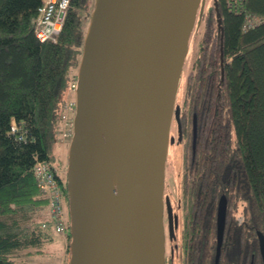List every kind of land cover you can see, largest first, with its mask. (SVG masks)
Wrapping results in <instances>:
<instances>
[{
    "label": "trees",
    "instance_id": "trees-1",
    "mask_svg": "<svg viewBox=\"0 0 264 264\" xmlns=\"http://www.w3.org/2000/svg\"><path fill=\"white\" fill-rule=\"evenodd\" d=\"M217 1L222 40L214 0L211 5L207 0L195 37L198 53L185 106L200 113L204 135L199 140L203 155L210 146L213 191L218 184L232 200V218L243 224L237 230L233 227L229 253L221 254L219 264H264L257 233H264V0ZM42 3L0 0V264H25L14 251L43 254L45 245L55 240L47 213L39 215L48 202L41 195L35 167L40 162L55 166L51 152L70 79L81 59L90 0H71L61 32L46 41L34 32ZM221 45L227 63L217 97ZM201 82L207 85L200 91ZM216 99L218 113L208 136L205 118ZM13 121L21 125L20 132H12ZM57 178L68 196L62 177ZM241 201L243 208L236 205ZM201 256L192 254L193 264H201ZM202 264H207L206 258ZM209 264H216L214 254Z\"/></svg>",
    "mask_w": 264,
    "mask_h": 264
},
{
    "label": "water",
    "instance_id": "water-1",
    "mask_svg": "<svg viewBox=\"0 0 264 264\" xmlns=\"http://www.w3.org/2000/svg\"><path fill=\"white\" fill-rule=\"evenodd\" d=\"M206 2L94 0L77 69L68 148V264H166L171 127L175 116L181 131L177 97ZM214 5L220 33L222 13L217 0ZM226 214L223 195L217 262ZM257 233L264 263V233Z\"/></svg>",
    "mask_w": 264,
    "mask_h": 264
},
{
    "label": "flooded vegetation",
    "instance_id": "flooded-vegetation-1",
    "mask_svg": "<svg viewBox=\"0 0 264 264\" xmlns=\"http://www.w3.org/2000/svg\"><path fill=\"white\" fill-rule=\"evenodd\" d=\"M217 35L222 40V31ZM223 45H221L222 48ZM189 55V54H188ZM224 56V66L226 60ZM188 59V58H187ZM186 59V62H187ZM185 62L177 102H180V122L174 116L171 127V136L174 140L170 142L166 166V186L164 203V224L166 233V264H193L192 254H202V263L206 258L207 264L212 260L214 254H218V227H219V206L221 197H227V214L224 226L223 241L220 247V254H228L229 237L233 227L237 230L242 226V221L232 218V200L226 193H222L220 187L214 186L213 191V166L210 146L206 145L207 154L203 155V146L199 140L200 134V113L197 110H190L186 99L190 98L189 82L192 71H194L195 60L191 58ZM220 72L222 70V49L219 55ZM208 76L205 75V78ZM221 82L218 80V86ZM182 84V85H181ZM206 83H200V91L206 87ZM216 93V96H217ZM201 103V100H199ZM218 102L215 101L214 109L206 115V134L210 136L213 119L218 113ZM190 110V111H189ZM191 113V115L189 114ZM205 116V115H204ZM203 116V117H204ZM196 121V130H195ZM203 122V121H202ZM196 135V139H195ZM198 151L202 152L200 155ZM206 186V188H204ZM213 191V192H212ZM167 198L170 202L168 205ZM214 198L215 202H214ZM239 207L240 202L236 203ZM200 215V218H198ZM248 224V223H246ZM248 231V228H247ZM248 235V233H246ZM238 246V240H235ZM240 254V251H238ZM250 254V252H246ZM221 257V255H220ZM201 263V264H202Z\"/></svg>",
    "mask_w": 264,
    "mask_h": 264
},
{
    "label": "built area",
    "instance_id": "built-area-1",
    "mask_svg": "<svg viewBox=\"0 0 264 264\" xmlns=\"http://www.w3.org/2000/svg\"><path fill=\"white\" fill-rule=\"evenodd\" d=\"M71 0H43V3L38 8V15L34 20V32L41 41L49 39L55 40L61 32L67 10ZM77 74L72 79L73 90L77 88ZM74 108L75 102L70 105ZM74 116V114H73ZM73 116L70 121L69 129H71V137L73 133ZM22 127L17 122H12V132H20ZM19 138H24L21 133ZM57 168L50 162H40L35 167V176L38 181V186L41 195L47 199L49 205V219L58 232H64L66 227L64 209L62 203L63 189L56 176Z\"/></svg>",
    "mask_w": 264,
    "mask_h": 264
},
{
    "label": "rangeland",
    "instance_id": "rangeland-1",
    "mask_svg": "<svg viewBox=\"0 0 264 264\" xmlns=\"http://www.w3.org/2000/svg\"><path fill=\"white\" fill-rule=\"evenodd\" d=\"M209 5L212 4V0H209L208 2ZM94 5V0H90V4L88 6V9L86 10L87 14V20L89 22L90 14L93 9ZM207 6V5H206ZM200 28V27H199ZM199 30V29H198ZM198 32V31H197ZM197 36V33L195 36L191 37V46H190V52L188 55L187 62L191 58H195L198 49L195 45V37ZM78 69V68H77ZM77 74L76 72L73 71V76L70 79L69 83V92L65 97V101L63 102L62 105V117H61V122L58 127V138L57 141L54 144V150L51 152V160L55 164L56 167H58V171L60 172V168H62L61 175L63 183L65 185L67 184V164H68V148H69V143L71 139V129H69L70 126V121L72 120V116L74 114V108L71 107V104H74L75 102V90H73L72 86V79L75 77ZM182 85V84H181ZM180 103V102H179ZM206 131V130H205ZM62 203H63V209H64V216L66 222V227L67 223L70 221V213H69V201H68V196L65 195V192H62ZM243 202H240L239 207L243 208ZM46 213L49 217V205L47 204L46 209H43L41 212H39L40 216H46ZM52 227L55 231V240L44 247V252L43 254H36V255H28L26 254L28 249H20L14 251V254H17L16 259L19 261H24L25 264H36L39 262H50L53 264H68L69 260V243L71 238H69L68 235H70V228L67 227L64 232H58L57 229L54 227L52 224ZM67 235L68 239L65 241V245L60 243V237ZM65 235V236H66Z\"/></svg>",
    "mask_w": 264,
    "mask_h": 264
},
{
    "label": "crops",
    "instance_id": "crops-1",
    "mask_svg": "<svg viewBox=\"0 0 264 264\" xmlns=\"http://www.w3.org/2000/svg\"><path fill=\"white\" fill-rule=\"evenodd\" d=\"M61 171H62V168H60V175H61ZM66 235V234H65ZM62 236V237H60L61 239L59 240L60 241V243L63 245V247H64V245H65V241L68 239V237H67V235L66 236Z\"/></svg>",
    "mask_w": 264,
    "mask_h": 264
}]
</instances>
